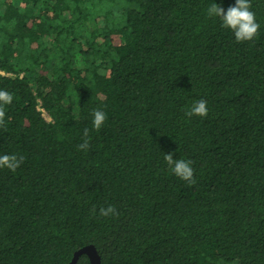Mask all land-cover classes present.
<instances>
[{"label":"trees","instance_id":"1","mask_svg":"<svg viewBox=\"0 0 264 264\" xmlns=\"http://www.w3.org/2000/svg\"><path fill=\"white\" fill-rule=\"evenodd\" d=\"M214 2L0 0V264H264V0L243 43Z\"/></svg>","mask_w":264,"mask_h":264},{"label":"clouds","instance_id":"2","mask_svg":"<svg viewBox=\"0 0 264 264\" xmlns=\"http://www.w3.org/2000/svg\"><path fill=\"white\" fill-rule=\"evenodd\" d=\"M251 0H235V4L230 6L227 11L218 5L212 3L207 10L210 17H219L222 26L230 29L235 36L238 43L251 42L259 35L260 24L256 21L255 13L251 10ZM13 102V94L0 90V128L5 127L6 105H11ZM209 114L207 101L199 99L195 101L191 108L185 111V116L189 119L193 116L207 117ZM107 114L101 110L93 112V127L99 131L105 124ZM78 150L87 152L90 149L89 129L84 130L83 143L77 145ZM173 153H166L164 160L169 168V171L183 181H186L189 186L196 184L194 178V169L191 160L174 159ZM24 156L2 155L0 156V168H6L12 172L21 166L24 162ZM95 211V209L93 210ZM99 215L102 217H110L112 215H119L115 206L110 205L106 208L102 207L99 210Z\"/></svg>","mask_w":264,"mask_h":264},{"label":"water","instance_id":"3","mask_svg":"<svg viewBox=\"0 0 264 264\" xmlns=\"http://www.w3.org/2000/svg\"><path fill=\"white\" fill-rule=\"evenodd\" d=\"M82 254L88 255L91 264H102L101 255L94 244H88L76 250L69 264H76Z\"/></svg>","mask_w":264,"mask_h":264},{"label":"built area","instance_id":"4","mask_svg":"<svg viewBox=\"0 0 264 264\" xmlns=\"http://www.w3.org/2000/svg\"><path fill=\"white\" fill-rule=\"evenodd\" d=\"M41 110L43 111L44 115L47 114V112H46L44 109L41 108ZM47 115H48V114H47ZM46 117H47V116H46ZM48 117H49V116H48Z\"/></svg>","mask_w":264,"mask_h":264},{"label":"rangeland","instance_id":"5","mask_svg":"<svg viewBox=\"0 0 264 264\" xmlns=\"http://www.w3.org/2000/svg\"><path fill=\"white\" fill-rule=\"evenodd\" d=\"M45 116H47V118H49L47 114Z\"/></svg>","mask_w":264,"mask_h":264}]
</instances>
